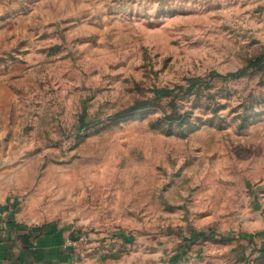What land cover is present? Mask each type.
Wrapping results in <instances>:
<instances>
[{
    "label": "rangeland",
    "instance_id": "obj_1",
    "mask_svg": "<svg viewBox=\"0 0 264 264\" xmlns=\"http://www.w3.org/2000/svg\"><path fill=\"white\" fill-rule=\"evenodd\" d=\"M0 206L93 264H264V0H0Z\"/></svg>",
    "mask_w": 264,
    "mask_h": 264
},
{
    "label": "crops",
    "instance_id": "obj_2",
    "mask_svg": "<svg viewBox=\"0 0 264 264\" xmlns=\"http://www.w3.org/2000/svg\"><path fill=\"white\" fill-rule=\"evenodd\" d=\"M7 209L0 206V264H93L95 259L75 254L74 249L58 244L57 233L51 229L39 231L25 225L16 217L8 223ZM6 218V219H5ZM19 224V225H18ZM59 233V232H58Z\"/></svg>",
    "mask_w": 264,
    "mask_h": 264
},
{
    "label": "trees",
    "instance_id": "obj_3",
    "mask_svg": "<svg viewBox=\"0 0 264 264\" xmlns=\"http://www.w3.org/2000/svg\"><path fill=\"white\" fill-rule=\"evenodd\" d=\"M259 58H256L254 61H257ZM247 70V67H244V68H242V69H239L238 71H236L235 73H233L232 75L233 76H240V75H242L245 71ZM8 223H14V224H16V221H15V218L13 217V215H10V217L8 218ZM41 228V227H40ZM42 229V228H41ZM52 232H54L53 230H52ZM55 233H57V235H56V237L58 238V244H60V245H62L63 243H64V241H62V236H61V234L60 233H58V232H55Z\"/></svg>",
    "mask_w": 264,
    "mask_h": 264
},
{
    "label": "built area",
    "instance_id": "obj_4",
    "mask_svg": "<svg viewBox=\"0 0 264 264\" xmlns=\"http://www.w3.org/2000/svg\"><path fill=\"white\" fill-rule=\"evenodd\" d=\"M75 241H78V240H70L69 238H66L64 245L65 247L72 248L74 247V245H76Z\"/></svg>",
    "mask_w": 264,
    "mask_h": 264
}]
</instances>
